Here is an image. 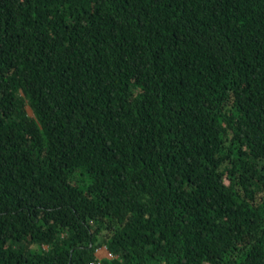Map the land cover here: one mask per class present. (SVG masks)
Wrapping results in <instances>:
<instances>
[{
  "label": "trees",
  "instance_id": "1",
  "mask_svg": "<svg viewBox=\"0 0 264 264\" xmlns=\"http://www.w3.org/2000/svg\"><path fill=\"white\" fill-rule=\"evenodd\" d=\"M0 264H264V0H0Z\"/></svg>",
  "mask_w": 264,
  "mask_h": 264
},
{
  "label": "rangeland",
  "instance_id": "2",
  "mask_svg": "<svg viewBox=\"0 0 264 264\" xmlns=\"http://www.w3.org/2000/svg\"><path fill=\"white\" fill-rule=\"evenodd\" d=\"M106 251L102 248L101 251L99 252V258L98 259H109V256L106 255ZM103 257V258H102Z\"/></svg>",
  "mask_w": 264,
  "mask_h": 264
},
{
  "label": "water",
  "instance_id": "3",
  "mask_svg": "<svg viewBox=\"0 0 264 264\" xmlns=\"http://www.w3.org/2000/svg\"><path fill=\"white\" fill-rule=\"evenodd\" d=\"M27 115H28L29 117L32 116V113H31V111H30L29 109H27Z\"/></svg>",
  "mask_w": 264,
  "mask_h": 264
},
{
  "label": "built area",
  "instance_id": "4",
  "mask_svg": "<svg viewBox=\"0 0 264 264\" xmlns=\"http://www.w3.org/2000/svg\"><path fill=\"white\" fill-rule=\"evenodd\" d=\"M99 251H100V250H99ZM99 251L96 252V256L98 255ZM106 255L109 256V259H111V256H110L108 253H106Z\"/></svg>",
  "mask_w": 264,
  "mask_h": 264
},
{
  "label": "crops",
  "instance_id": "5",
  "mask_svg": "<svg viewBox=\"0 0 264 264\" xmlns=\"http://www.w3.org/2000/svg\"><path fill=\"white\" fill-rule=\"evenodd\" d=\"M100 251H101V250H100ZM100 251H99V252H100ZM98 254H99V253H98ZM97 257L99 258V255H97ZM102 258H103V257H102Z\"/></svg>",
  "mask_w": 264,
  "mask_h": 264
},
{
  "label": "clouds",
  "instance_id": "6",
  "mask_svg": "<svg viewBox=\"0 0 264 264\" xmlns=\"http://www.w3.org/2000/svg\"><path fill=\"white\" fill-rule=\"evenodd\" d=\"M104 249V248H103ZM105 250V249H104ZM106 251V250H105ZM107 252V251H106ZM98 258V257H97Z\"/></svg>",
  "mask_w": 264,
  "mask_h": 264
}]
</instances>
